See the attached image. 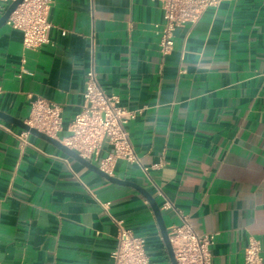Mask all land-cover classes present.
<instances>
[{
    "label": "crops",
    "instance_id": "0c3cea01",
    "mask_svg": "<svg viewBox=\"0 0 264 264\" xmlns=\"http://www.w3.org/2000/svg\"><path fill=\"white\" fill-rule=\"evenodd\" d=\"M48 18L39 48L0 27V111L24 121L32 98L53 101L61 139L93 66L105 93L140 110L126 124L139 163L117 159L112 175L144 187L167 229L186 216L214 233L211 264H243L249 237L264 255V0H219L165 55L154 0H51ZM21 129L0 117V264H111L115 219L145 237L151 264H171L141 193L40 137L21 145Z\"/></svg>",
    "mask_w": 264,
    "mask_h": 264
},
{
    "label": "built area",
    "instance_id": "2783aa9c",
    "mask_svg": "<svg viewBox=\"0 0 264 264\" xmlns=\"http://www.w3.org/2000/svg\"><path fill=\"white\" fill-rule=\"evenodd\" d=\"M11 2L12 0H0ZM161 10V22L156 24L159 33V51L168 54L174 43L175 30L188 25L192 27L207 8L219 0H154ZM51 0H22L10 13L6 23L22 32L25 48H39L50 43L49 31L52 23L48 15ZM30 73L20 68L17 76ZM82 103L68 124L69 133L61 142L74 149L85 159L94 162L102 170L112 174L117 159L128 163H139L133 145L128 137L126 124L135 119L140 110L119 105L118 96L107 94L97 81L93 66L85 73ZM30 126L58 138L61 130L62 107L50 100L37 96L31 99L27 118ZM29 132L21 129L15 136L21 145L28 144ZM107 145L110 150L101 154ZM146 170L147 168H143ZM108 207L109 202H104ZM169 202L163 204L168 208ZM118 231L116 243L110 252L111 264H151L145 247V237L124 225L122 219H115ZM177 264H211L210 246L214 233H197L186 216L180 224L167 229ZM243 264H264L260 241L249 237L244 247Z\"/></svg>",
    "mask_w": 264,
    "mask_h": 264
},
{
    "label": "water",
    "instance_id": "95a60500",
    "mask_svg": "<svg viewBox=\"0 0 264 264\" xmlns=\"http://www.w3.org/2000/svg\"><path fill=\"white\" fill-rule=\"evenodd\" d=\"M21 1L22 0H12L11 2L8 3L4 12L0 16V27L6 22L10 13L17 7V5ZM0 117L13 122L14 124L18 125L22 129L27 130L32 135H35L37 137H40V138L50 142L51 144L55 145L60 150H62L64 153H66L67 155H69L73 159L77 160L81 164L87 166L88 168H90L94 172L98 173L99 175L103 176L107 180H109L113 183H116V184L130 186V187L134 188L135 190H137L139 193H141L146 198V200L148 201V203L152 209V212L154 214V217L156 219V222H157L160 234H161L162 241L164 243V246H165V249H166V252H167L168 257L170 259L171 264H177L175 257H174V253H173L171 243L169 241V237H168V233H167V227H166V224H165L164 219L162 217L159 205L157 204L156 200L151 196V194L144 187H142L141 185L137 184L134 181L122 179V178H119L117 176H113L112 174L107 173L106 171L102 170L98 165H96L95 163L85 159L84 157L79 155L74 149L70 148L69 146H67L66 144L61 142L60 139H58L54 136L48 135L47 133L37 129L34 126H30L28 123H26L25 121H23L19 118H16V117H14L10 114H7L5 112H2V111H0Z\"/></svg>",
    "mask_w": 264,
    "mask_h": 264
}]
</instances>
